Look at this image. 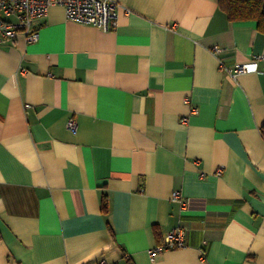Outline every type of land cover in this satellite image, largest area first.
Here are the masks:
<instances>
[{"label":"crops","instance_id":"crops-1","mask_svg":"<svg viewBox=\"0 0 264 264\" xmlns=\"http://www.w3.org/2000/svg\"><path fill=\"white\" fill-rule=\"evenodd\" d=\"M114 1L112 30L52 5L0 43V264H264V34L218 0Z\"/></svg>","mask_w":264,"mask_h":264},{"label":"built area","instance_id":"built-area-1","mask_svg":"<svg viewBox=\"0 0 264 264\" xmlns=\"http://www.w3.org/2000/svg\"><path fill=\"white\" fill-rule=\"evenodd\" d=\"M52 5L62 6L68 20L91 24L103 31L112 30L118 23V4L114 0H0V43L12 40L18 34H23L27 42L36 41L39 35L34 22L45 15ZM214 50L218 51V48ZM220 68L234 80L238 74L256 71L257 64L250 62L227 67L221 63ZM67 127L74 131L75 121L69 119ZM173 198L181 199L180 192L174 191ZM181 201L184 206L185 200L182 198ZM184 244V228L177 226L165 235L162 243L149 248L148 254L154 260L157 254L168 249L182 248Z\"/></svg>","mask_w":264,"mask_h":264},{"label":"trees","instance_id":"trees-1","mask_svg":"<svg viewBox=\"0 0 264 264\" xmlns=\"http://www.w3.org/2000/svg\"><path fill=\"white\" fill-rule=\"evenodd\" d=\"M218 5L230 21H255L257 31L264 34V0H218ZM260 132L264 137V124ZM102 210L107 212L105 196L102 197Z\"/></svg>","mask_w":264,"mask_h":264}]
</instances>
